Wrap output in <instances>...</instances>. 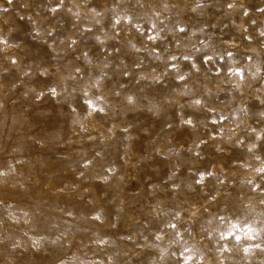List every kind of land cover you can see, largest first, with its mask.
Instances as JSON below:
<instances>
[{"label": "rangeland", "instance_id": "374dc122", "mask_svg": "<svg viewBox=\"0 0 264 264\" xmlns=\"http://www.w3.org/2000/svg\"><path fill=\"white\" fill-rule=\"evenodd\" d=\"M261 169L264 0H0V264H264Z\"/></svg>", "mask_w": 264, "mask_h": 264}, {"label": "snow or ice", "instance_id": "6c2138e0", "mask_svg": "<svg viewBox=\"0 0 264 264\" xmlns=\"http://www.w3.org/2000/svg\"><path fill=\"white\" fill-rule=\"evenodd\" d=\"M231 6V5H230ZM261 171H264V169H261Z\"/></svg>", "mask_w": 264, "mask_h": 264}]
</instances>
